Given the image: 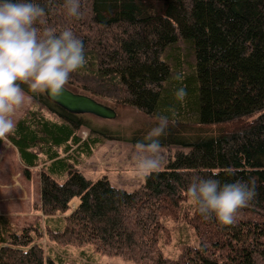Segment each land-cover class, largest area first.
<instances>
[{
	"label": "trees",
	"instance_id": "1",
	"mask_svg": "<svg viewBox=\"0 0 264 264\" xmlns=\"http://www.w3.org/2000/svg\"><path fill=\"white\" fill-rule=\"evenodd\" d=\"M34 2L46 9L42 29L70 27L84 43L88 63L66 89L117 117L125 108L152 121L130 134L103 130L93 123L99 119L69 114L21 85L31 105L0 149L4 142L15 149L26 179L41 166L35 210L47 229L0 215V264H61L36 243L41 235L134 264H264V0H81L79 21L67 17L63 0ZM180 87L183 103L175 99ZM157 115L170 120L158 173L130 192L84 176L79 158L106 140L143 141ZM81 128L89 130L85 141ZM195 176L251 179L258 195L227 226L194 206L188 220L199 245L169 259L159 247L164 221L177 220Z\"/></svg>",
	"mask_w": 264,
	"mask_h": 264
},
{
	"label": "clouds",
	"instance_id": "2",
	"mask_svg": "<svg viewBox=\"0 0 264 264\" xmlns=\"http://www.w3.org/2000/svg\"><path fill=\"white\" fill-rule=\"evenodd\" d=\"M63 7L67 17L76 21L84 18L81 0H63ZM45 17V7L34 0H0V139L14 134L17 113L31 100L21 85L57 100L71 74L88 63L84 43L72 28L42 29ZM186 97L185 87L176 90L177 101L183 103ZM155 120V126L136 145L135 171L142 178L165 166L161 138L168 134L170 120L167 115H157ZM226 174L235 172L229 169ZM185 195L205 220L214 215L227 226L235 223L239 211L258 193L251 179L221 184L218 179L195 176Z\"/></svg>",
	"mask_w": 264,
	"mask_h": 264
},
{
	"label": "rangeland",
	"instance_id": "3",
	"mask_svg": "<svg viewBox=\"0 0 264 264\" xmlns=\"http://www.w3.org/2000/svg\"><path fill=\"white\" fill-rule=\"evenodd\" d=\"M30 105L31 100L19 110L16 121L24 115ZM44 114L47 118L54 119L47 112ZM151 121L140 113L123 108L118 111L117 119L97 120L93 123H97L103 130H121L130 134L138 128L143 129L151 125ZM202 132L205 131L202 130ZM76 134L85 141L89 137V130L81 128ZM136 145L106 140L93 151L91 156L78 159L79 168L89 180L96 181L104 177L116 188L133 191L144 183V178L138 176L135 171ZM175 147L171 146L170 150L173 151ZM161 151L166 163L168 150L161 147ZM40 170L39 165L31 173L30 179H26L17 152L8 142L3 143L0 149V215L8 216L13 224L20 226L38 222L41 230L45 232L47 227L41 223L42 217L35 210L40 196ZM193 207L194 205L187 200L177 214V220L165 219V230L159 238V247L166 258L176 259L182 246L197 247L199 245L195 230L188 220L193 214ZM50 222L52 223L49 226L53 228V221ZM36 243L43 246L47 254L61 264H134L120 257L96 253L90 245L59 247L44 235L36 237Z\"/></svg>",
	"mask_w": 264,
	"mask_h": 264
},
{
	"label": "water",
	"instance_id": "4",
	"mask_svg": "<svg viewBox=\"0 0 264 264\" xmlns=\"http://www.w3.org/2000/svg\"><path fill=\"white\" fill-rule=\"evenodd\" d=\"M47 100L65 112L73 115H89L102 121H112L117 117L116 112L96 100L82 94L73 93L65 89L57 100H53L47 93H43Z\"/></svg>",
	"mask_w": 264,
	"mask_h": 264
},
{
	"label": "flooded vegetation",
	"instance_id": "5",
	"mask_svg": "<svg viewBox=\"0 0 264 264\" xmlns=\"http://www.w3.org/2000/svg\"><path fill=\"white\" fill-rule=\"evenodd\" d=\"M79 116H86V115H79Z\"/></svg>",
	"mask_w": 264,
	"mask_h": 264
},
{
	"label": "crops",
	"instance_id": "6",
	"mask_svg": "<svg viewBox=\"0 0 264 264\" xmlns=\"http://www.w3.org/2000/svg\"><path fill=\"white\" fill-rule=\"evenodd\" d=\"M39 201H40V199H39ZM39 201H38V203H39ZM1 214V213H0Z\"/></svg>",
	"mask_w": 264,
	"mask_h": 264
}]
</instances>
